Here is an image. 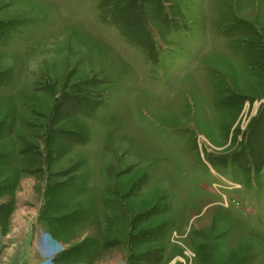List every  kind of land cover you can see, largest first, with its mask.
Wrapping results in <instances>:
<instances>
[{
    "label": "rangeland",
    "instance_id": "1",
    "mask_svg": "<svg viewBox=\"0 0 264 264\" xmlns=\"http://www.w3.org/2000/svg\"><path fill=\"white\" fill-rule=\"evenodd\" d=\"M0 264H264V0H0Z\"/></svg>",
    "mask_w": 264,
    "mask_h": 264
}]
</instances>
